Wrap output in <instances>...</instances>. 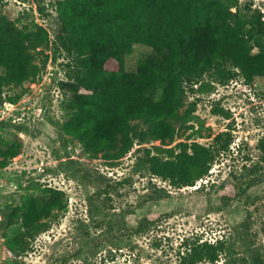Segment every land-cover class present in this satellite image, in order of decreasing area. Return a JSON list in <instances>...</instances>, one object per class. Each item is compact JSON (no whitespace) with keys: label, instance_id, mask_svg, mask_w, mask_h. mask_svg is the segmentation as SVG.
Here are the masks:
<instances>
[{"label":"rangeland","instance_id":"rangeland-1","mask_svg":"<svg viewBox=\"0 0 264 264\" xmlns=\"http://www.w3.org/2000/svg\"><path fill=\"white\" fill-rule=\"evenodd\" d=\"M176 2L166 0L164 15L139 12L130 24L113 0H0L3 77L20 40L43 39L28 49V65L15 68L16 77L25 71L27 77L0 79V264H186L197 239H222L225 246L218 259L196 264H264V74L249 78L237 64L258 47L230 19L224 23L211 0L198 1L182 22ZM248 4L264 15V0H241L242 14ZM84 16L95 26L96 45L103 42L91 65L105 84L122 66L138 73L144 61L159 71L162 54L151 43L157 35L178 36L185 60L200 69L184 83L183 104L170 122L159 104L164 88L146 93L151 118L130 120L133 145L119 158L108 139L123 99L113 88L82 84L73 55L57 40L64 18L73 32ZM123 22L133 40L119 49ZM215 50L222 56L208 66ZM229 139L195 185L174 184L149 169L151 155ZM16 146L20 153L10 155ZM27 212L41 213L45 226L22 250ZM147 216L150 225L139 230Z\"/></svg>","mask_w":264,"mask_h":264},{"label":"trees","instance_id":"trees-1","mask_svg":"<svg viewBox=\"0 0 264 264\" xmlns=\"http://www.w3.org/2000/svg\"><path fill=\"white\" fill-rule=\"evenodd\" d=\"M200 0H177L175 9L177 17L183 16L188 10H196L197 2ZM214 3V8L222 13L223 22L230 19V26H234L239 30H245L248 33L249 39L258 47V53L245 55L247 63L237 62L244 73L251 78L254 75L264 74V19L260 9L252 8V4H248V10L245 14L241 13V0H211ZM166 0H113L112 5L116 6L117 10L128 14L130 24L136 22L135 16L139 12L146 11L147 13L155 12L166 14L163 4ZM127 10V12H126ZM86 15L87 12L83 11ZM172 15V14H170ZM174 16V15H173ZM176 17V16H175ZM188 17L183 16L180 22L185 21ZM180 19V18H179ZM64 27L71 28V23L68 18L63 20ZM117 31V48H125V45L130 44L132 37L129 33V24L121 23ZM6 25L9 29L15 27L12 21L7 20ZM57 35V40L64 48L71 52L76 62L75 68L79 72V81L82 84H89L91 88L102 92L108 88H113L119 98L123 99V106L118 113V120L114 126L113 132L108 139L110 148L116 151V158L122 157L132 147L133 141L130 135L129 122L131 119H139L143 117L151 118L150 108L151 99L146 96L147 92H152L157 85L162 86V103L164 106V116L167 122L177 116L178 108L183 104V96L185 93L184 83L192 82L197 78V73L200 70L198 67L188 63L185 60L183 52L185 49L182 46V40L178 36L168 38L166 36L157 35V39H153L151 43L156 46L162 54V64L159 71L148 70V62H142L138 73H128L123 66L115 73L112 79L113 84H105L104 78L100 75L99 69H95L91 65V59H97L101 52L99 48L103 42L100 41L96 45L97 33L93 22L89 17L84 16L82 22L75 27L74 33L82 36L81 42H78L76 35L66 27ZM67 29V30H66ZM31 38V37H30ZM28 37L29 43L19 41L18 48L11 52V61L4 62L3 65L7 68V74L3 77L0 74V79L4 78L7 83H19L23 78L27 77L29 72L25 71L21 77H16L15 68L21 65H28L31 55L28 51L33 46H38L43 42V39L35 43ZM132 38V39H129ZM213 57L209 58L208 66L222 56L218 50L213 52ZM149 102V103H145ZM82 132V131H81ZM85 139L89 136L82 132ZM172 138L173 131L169 134ZM231 139L224 145L207 146L198 141L192 143H184L179 151L172 150L165 157L159 155H151L148 159L150 171L164 178L171 180L174 184L180 186L195 185L198 180L206 176L221 150L228 149ZM20 153V148L15 147L10 155L16 156ZM50 203V209L54 207ZM45 208H41L44 212ZM41 213L27 212L25 214V231L21 238V249L27 250L30 246V239L35 237L44 228V223L39 222ZM151 216L144 217L138 229L144 230L150 224ZM153 221V220H152ZM189 250L184 255L183 260L186 264H196L199 261L210 259H218L220 253L224 249L225 243L222 239L216 242L200 241L189 244Z\"/></svg>","mask_w":264,"mask_h":264},{"label":"built area","instance_id":"built-area-1","mask_svg":"<svg viewBox=\"0 0 264 264\" xmlns=\"http://www.w3.org/2000/svg\"><path fill=\"white\" fill-rule=\"evenodd\" d=\"M264 17V16H263Z\"/></svg>","mask_w":264,"mask_h":264}]
</instances>
